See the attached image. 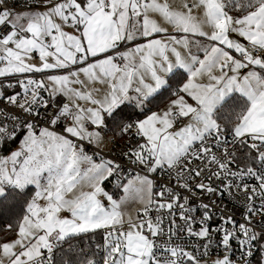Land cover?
<instances>
[{
	"label": "snow or ice",
	"instance_id": "snow-or-ice-1",
	"mask_svg": "<svg viewBox=\"0 0 264 264\" xmlns=\"http://www.w3.org/2000/svg\"><path fill=\"white\" fill-rule=\"evenodd\" d=\"M7 2L0 264H264V0Z\"/></svg>",
	"mask_w": 264,
	"mask_h": 264
},
{
	"label": "built area",
	"instance_id": "built-area-1",
	"mask_svg": "<svg viewBox=\"0 0 264 264\" xmlns=\"http://www.w3.org/2000/svg\"><path fill=\"white\" fill-rule=\"evenodd\" d=\"M7 7L12 8L16 11H21L24 9L25 3H24V0H8ZM132 142H134V140ZM128 143H129V140L127 136H123V137L120 136L119 138L115 139L112 142L113 149L109 152L103 151V154L106 155L108 158L118 159L120 160L121 163L127 165V161L123 159L120 153L127 149ZM88 151H89V154H91L94 151V148L88 147ZM127 166L132 167L131 165H127ZM154 178L156 179L158 184L167 183L166 179H163L160 177H154ZM203 200L205 203L210 202V199L208 196H203ZM220 203L223 205H226L225 215L232 214L237 220L242 221L241 213L243 212V208H241L238 203L232 201L231 198L223 199L220 201ZM216 211L219 212L220 209L217 208ZM197 215H199V213H197ZM218 223H219L218 220L213 221L214 225Z\"/></svg>",
	"mask_w": 264,
	"mask_h": 264
},
{
	"label": "trees",
	"instance_id": "trees-1",
	"mask_svg": "<svg viewBox=\"0 0 264 264\" xmlns=\"http://www.w3.org/2000/svg\"><path fill=\"white\" fill-rule=\"evenodd\" d=\"M157 103L159 104L160 107L164 106L167 103V94H165L164 96L158 98ZM108 136H114L112 132L108 133ZM119 136V135H116ZM114 136V137H116ZM135 142V141H134ZM133 142V143H134ZM15 143H13L11 145V148L15 147ZM105 187L106 188H111L112 185L108 182H105ZM15 220V210H4V211H0V241H4V240H10L12 238H14V233L9 232L6 228V225L8 223H14ZM97 239H99V237H97Z\"/></svg>",
	"mask_w": 264,
	"mask_h": 264
},
{
	"label": "rangeland",
	"instance_id": "rangeland-1",
	"mask_svg": "<svg viewBox=\"0 0 264 264\" xmlns=\"http://www.w3.org/2000/svg\"><path fill=\"white\" fill-rule=\"evenodd\" d=\"M176 4L178 5L179 4V0H176ZM120 136H116V137H114V139L112 140V142L115 140V139H117V138H119ZM15 147H16V145H15ZM14 147V148H15ZM110 147H111V144H110V139L108 140V143H107V147H105L104 148V150H109L110 149ZM111 150V149H110ZM85 190H87V189H85ZM106 190H109V191H113L114 189L111 187V188H106ZM122 194V193H121ZM141 207V205L139 204V203H137V202H130V203H128L127 204V206H126V211H127V213L128 214H130V215H132V216H135V214H136V210L137 209H139ZM15 238V237H14ZM14 238H12V239H14ZM11 240V239H10Z\"/></svg>",
	"mask_w": 264,
	"mask_h": 264
},
{
	"label": "crops",
	"instance_id": "crops-1",
	"mask_svg": "<svg viewBox=\"0 0 264 264\" xmlns=\"http://www.w3.org/2000/svg\"><path fill=\"white\" fill-rule=\"evenodd\" d=\"M163 107V106H162ZM109 137V139H110V144H111V147H110V149L112 150L113 149V145H112V140L114 139V136H108ZM103 150L104 152H109V151H111V150Z\"/></svg>",
	"mask_w": 264,
	"mask_h": 264
}]
</instances>
